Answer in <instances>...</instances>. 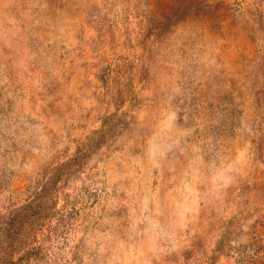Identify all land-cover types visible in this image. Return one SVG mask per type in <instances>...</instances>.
I'll return each instance as SVG.
<instances>
[{
	"label": "rangeland",
	"instance_id": "374dc122",
	"mask_svg": "<svg viewBox=\"0 0 264 264\" xmlns=\"http://www.w3.org/2000/svg\"><path fill=\"white\" fill-rule=\"evenodd\" d=\"M0 264H264V0H0Z\"/></svg>",
	"mask_w": 264,
	"mask_h": 264
}]
</instances>
